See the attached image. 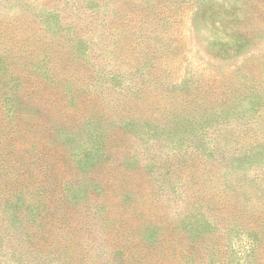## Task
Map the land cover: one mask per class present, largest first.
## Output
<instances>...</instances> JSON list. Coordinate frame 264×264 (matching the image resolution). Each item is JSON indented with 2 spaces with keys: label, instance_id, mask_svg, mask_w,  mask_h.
<instances>
[{
  "label": "rangeland",
  "instance_id": "obj_1",
  "mask_svg": "<svg viewBox=\"0 0 264 264\" xmlns=\"http://www.w3.org/2000/svg\"><path fill=\"white\" fill-rule=\"evenodd\" d=\"M136 1L173 14L157 37L160 48L147 55L132 40L114 50L111 34L102 35V29L116 31L122 0L100 3L98 10L88 9V0H0V107L10 113L0 108L1 135L12 130L10 107L27 119L37 112L30 102H12L15 79L33 87L62 63L71 69L56 81L64 94L40 113L48 123L47 146L32 137L24 143L42 183L15 191V164L0 146V264H44L31 235L40 231L41 216L53 215L41 194L52 181V191L70 200L74 221L92 222L85 240L95 239L96 247L84 257L72 247L74 234H66L49 264H113L106 233L118 232L124 240L136 235L142 249L124 264H264V0ZM70 24L81 33L70 34ZM165 41L170 48L178 43L180 54L167 57ZM46 53L53 55L48 62ZM150 55L165 61L155 75L127 68L128 61H153ZM102 61L122 85L118 79L110 85L121 97L116 106L100 87L109 86L100 83L103 74L95 73ZM107 66L101 65L104 75ZM133 76L136 86L126 82ZM239 82L249 86L237 95L226 92ZM183 96L195 100L183 105ZM22 136L14 134L20 142ZM110 163L121 176L135 170L142 181L137 191L126 188L129 196L120 202L128 223L111 216L109 204L97 203L104 194L89 181ZM100 205L108 213L95 217ZM159 236L168 244L144 253Z\"/></svg>",
  "mask_w": 264,
  "mask_h": 264
},
{
  "label": "trees",
  "instance_id": "obj_2",
  "mask_svg": "<svg viewBox=\"0 0 264 264\" xmlns=\"http://www.w3.org/2000/svg\"><path fill=\"white\" fill-rule=\"evenodd\" d=\"M88 1L91 2V5H87L88 9L96 8V10H98L100 3H107L109 0ZM122 3V7H124L118 9L119 24L116 26V31H111L109 33L108 29H102V35L109 37L108 34H111V39H113L114 44H116V46H114V50L119 49L122 43L130 40L140 45V52H142L144 55H147L151 51L158 50L160 47L157 46L159 45V43L157 42V37L162 35V31L165 29L163 27L164 24L169 22V17L173 14L168 13L167 10L163 9L160 5H152L150 3L144 5L136 0H122ZM0 22L2 23L1 20ZM69 27L70 34L81 33L79 30L83 29L81 27H71V24ZM52 42L55 43L54 40H52ZM170 45L173 46V44H170V42L168 41H165L163 43L164 50H167L169 52V55L167 57H169L172 52L177 55L180 54L178 51H175V47H177L178 43H175L173 48H170ZM128 46H130V44H128ZM91 49H94V47L88 48V51ZM49 50L53 51V47L51 46ZM46 55L48 56V58L46 59L48 62V60L51 59V56L53 55H51V53H46ZM150 56L155 57V55ZM159 58L160 57H155L153 61L149 60L145 62L141 60H136L133 62L128 61L127 68L131 69L133 75L137 73H139V75L143 77H147L151 74L155 75L156 69L162 63H165L163 59ZM106 63H108V61L98 62L96 70L94 69L95 73L103 74V77H100L103 79L99 80L101 84H109V86H105V88H103V85H100L102 89H104L105 91H109L107 95H112L111 92L117 94L118 92L116 91V89L110 86L112 84V80L118 79L117 74L115 72L112 73V71L108 69ZM68 64L69 63L67 62L62 63L57 66L56 70H48L47 75L43 77L42 81H32L33 87L28 86L24 79H15V84L18 90L10 94V99L12 100V102L15 103L16 101H18L20 103H25V101H27V103L30 102L31 104L36 106L37 110L35 115H32L30 119H27L26 117H23V114L19 111V109H17L16 106L10 107L9 110H12V114L9 119L13 121L12 130L10 131V133H7L6 136L5 134H0V146L5 147L7 151H9L6 153L10 157L11 163L15 164V172L10 171V173L14 175V185L19 186V188L15 190L17 192L22 191V189H28L32 183H34L35 185L42 183V179L40 178L41 173L36 171V166L32 161L33 153L31 152L29 146L24 143H27L28 139L32 137L33 139H35L38 145L45 147L47 146L46 142L43 139V132H46V130L48 131V123L44 121L43 116L40 115V113L44 114L45 108L50 103L58 102L61 95L64 94V91L62 90L63 88L59 87L56 81L58 80V77L61 73L65 74L67 71L71 70L69 69ZM101 65L107 66L105 75L104 73H102L103 67H101ZM118 80L117 82L121 87L122 85L120 83V79ZM134 81H136L135 77L126 80L127 83L136 86V82L134 83ZM248 86L249 85L247 83L239 82L228 87L230 88V90L226 89V92L237 95L238 90H240L241 88H247ZM96 89L101 91L99 87H96ZM258 91H261V89ZM111 99L113 100L114 106L121 103L120 96L116 97L115 95H112ZM181 100V103H183V105H187L193 102L195 98L183 96ZM0 108L4 109V107ZM1 112L3 114L6 113L5 109ZM6 114L9 115L10 113L7 112ZM20 130L23 133L22 142L16 140L14 137V134ZM33 135H36V137ZM96 137H99V135L96 134ZM25 150L29 152L27 153V155L23 154ZM38 152L42 153V155L45 154V151L40 148ZM119 155L125 157L126 154L123 151L122 153H119ZM53 158L56 160V164L58 165V169L61 170V173L67 175L68 167L63 164L62 157L60 155L54 154ZM116 167L117 166L115 164L110 163L106 169H102V175L94 176L93 174L89 178V181L95 184V186H99V192L104 194V196L98 199L97 203L109 204V206L112 207L111 209H109V214H111V216L117 217L119 221H121V223L125 221L126 223H128L132 218L124 215V211L120 209V202L126 199V197L128 198L129 190L137 191L136 188L139 187V183L142 181L141 178L137 176L135 170L131 169L123 171V176H121L118 170H114V168ZM189 176L191 175L189 173H186V179H188ZM54 182L55 181H52L51 184L48 183L47 187H43L44 190L43 193H41L42 197H45L47 199V209H50L53 212V215H50L49 217L45 215L41 216L39 221L37 222V224L41 225L40 231L37 232V230H33L31 235L32 243L34 244V246H37V248L35 249L36 252H34L37 256L42 257V262L44 264L51 263V260L53 258V255L51 254L55 253L54 248L57 249L59 243H62V240L68 236H66V234L69 233L74 234L69 237L72 244L74 245L71 246L80 249L84 257H87L86 255L88 253V247H96V242H94L95 239H90V243L88 242V240H85L86 237H91V233L86 234V232H90V229L92 228V222L88 223L89 220H87V223L84 222V224L80 226L78 225L79 220L74 221L75 219L71 215L72 211L71 207L69 206L70 200L68 199L67 195L66 197L63 195L62 191H52L54 190L52 187ZM126 188L130 189L127 191L125 190ZM124 194L125 197H123ZM188 195L189 194L187 192L184 193L183 191V196L187 197ZM197 196L199 197V195ZM117 205H119L118 209L120 210V213H116V211H114ZM94 212L95 217H99L101 215L104 216L108 213V211L101 210V205L97 206ZM35 219L36 218L34 217V219L32 220ZM106 234H108L110 238L111 243L109 246H113V264H124L126 261H136L138 256L141 257V255H138V253H142V249H140L139 247L140 241L136 235H126V240H124L122 238L124 235H121L119 232L116 235H110L109 233ZM167 240L169 239L166 236L152 237V239H150L149 242L146 243L147 245L144 253L147 252L149 255H152V251L154 249H158L160 251L161 248L165 247L168 244H165ZM51 250H53V252ZM162 255L164 257H160V259L164 258L166 260V255L164 253Z\"/></svg>",
  "mask_w": 264,
  "mask_h": 264
}]
</instances>
